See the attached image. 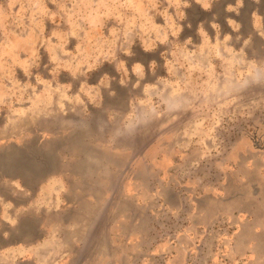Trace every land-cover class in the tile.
Listing matches in <instances>:
<instances>
[{"label": "rangeland", "instance_id": "rangeland-1", "mask_svg": "<svg viewBox=\"0 0 264 264\" xmlns=\"http://www.w3.org/2000/svg\"><path fill=\"white\" fill-rule=\"evenodd\" d=\"M2 159L0 264L76 261L112 184L202 187L225 168L231 213L189 264H249L226 240L247 218L264 229V0H0ZM32 213L38 238L2 234Z\"/></svg>", "mask_w": 264, "mask_h": 264}, {"label": "flooded vegetation", "instance_id": "flooded-vegetation-1", "mask_svg": "<svg viewBox=\"0 0 264 264\" xmlns=\"http://www.w3.org/2000/svg\"><path fill=\"white\" fill-rule=\"evenodd\" d=\"M243 154L245 158L247 152ZM153 163L150 161L149 165ZM223 172V180L204 183L202 187L194 178L180 177L167 183L158 178L157 188L146 185L144 193L138 194L136 178L127 181L122 193L112 184L105 207L98 210L94 228L97 236L91 243L94 246L79 252L74 264H189L200 247L202 228H209L231 213V192L236 186L230 168ZM121 202L126 206L122 210ZM170 214L183 215V222L179 225L161 222V218ZM206 215L205 219L201 218ZM232 219L238 221L239 216ZM205 221L209 223L202 225ZM254 229L253 219L247 218L235 234L233 245L226 240L228 252L249 250L253 253L249 264H264V229L259 232Z\"/></svg>", "mask_w": 264, "mask_h": 264}, {"label": "crops", "instance_id": "crops-1", "mask_svg": "<svg viewBox=\"0 0 264 264\" xmlns=\"http://www.w3.org/2000/svg\"><path fill=\"white\" fill-rule=\"evenodd\" d=\"M12 184L15 185L16 183H12ZM41 184L43 185L42 187L44 188L46 185H49L50 182H49V180H47L46 182H43ZM80 200H82L84 202V204L82 205L81 209H79L80 210V213H83L84 214L85 211L86 212L87 211L90 212V210H88L89 209L88 208L89 207L88 203H89L90 200H93V198L90 199V197L87 196L86 198L85 197H81ZM94 200H96L95 203L96 202L97 203L99 202L97 198H94ZM33 211H35V209ZM93 213H94V217H95V226H93V229H91L90 231L87 230V235L85 236V239H87V243L85 245H83L81 248L78 249L79 252H82L83 249L89 251L94 246V244H91V243L94 242L93 241L94 240V237L97 236V230L94 229V228L96 227V222H97V218H98V209L96 208L93 211ZM28 221L29 222H28V225L26 227H23V226H25L24 223L22 224V227L23 228H21V225L19 224L16 227L13 226L12 229H4V231L2 232V234H4L5 232H11V233H16V234L21 233L22 235L23 234H30V233L31 234L33 233L34 234L35 233L36 234L35 236H37L36 238H38L39 237V232H40V226H41L40 220H38L37 218H35L34 213H32L31 215L28 216ZM16 242H18V241H16ZM4 246L7 247L8 245H4ZM4 246L2 248H0V250L3 249V248H5ZM1 251H3V250H1ZM69 252H70V254H67V256L66 257H63L61 260L57 261L55 259H52L47 264H74L75 261H74V259H73V261H71L70 260V256L72 255L73 252H75V250L73 249V250H70ZM30 261H31L30 264L31 263L32 264H45L44 262H41L40 260H37V259H35V261H33V260H30Z\"/></svg>", "mask_w": 264, "mask_h": 264}, {"label": "water", "instance_id": "water-1", "mask_svg": "<svg viewBox=\"0 0 264 264\" xmlns=\"http://www.w3.org/2000/svg\"><path fill=\"white\" fill-rule=\"evenodd\" d=\"M7 161V162H6ZM10 162V163H9ZM11 162H13V161H9V160H5V159H2V160H0V167H2V164H5V163H9V164H11ZM18 162V163H17ZM40 161H37V160H35V157H34V155L33 156H29V158H28V160H24V161H15V164H19V166H28V167H33V166H37V165H40ZM12 165V164H11ZM12 168H14V167H12ZM16 169L17 170H19V168H17L16 167ZM21 169V168H20Z\"/></svg>", "mask_w": 264, "mask_h": 264}]
</instances>
